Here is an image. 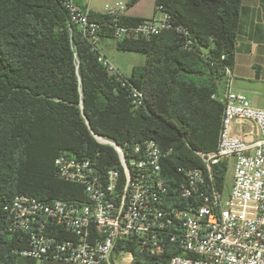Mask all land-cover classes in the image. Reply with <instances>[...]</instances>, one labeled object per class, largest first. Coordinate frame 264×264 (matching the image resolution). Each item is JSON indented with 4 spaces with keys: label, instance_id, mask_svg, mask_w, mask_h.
Listing matches in <instances>:
<instances>
[{
    "label": "trees",
    "instance_id": "16d2710c",
    "mask_svg": "<svg viewBox=\"0 0 264 264\" xmlns=\"http://www.w3.org/2000/svg\"><path fill=\"white\" fill-rule=\"evenodd\" d=\"M155 5L173 26L188 31L193 46L183 49L173 29L122 40L119 48L146 57L136 83L125 77L143 92V105L136 107L129 89L98 62L100 51L69 24L63 0H0V202L17 195L84 202L82 186L56 177L54 160L66 153L117 167L114 149L93 135L126 151L137 141L155 142L168 153L161 171L172 197L180 182L177 167H202L195 153L214 151L222 128L223 104L213 95L233 66L241 0H155ZM89 18L104 26L101 37L110 36L109 16ZM227 167L224 161L215 169L219 188ZM52 234L74 239L59 228ZM26 246V235L10 233L0 211V264H35L20 255ZM126 251L134 264H168L170 258Z\"/></svg>",
    "mask_w": 264,
    "mask_h": 264
},
{
    "label": "built area",
    "instance_id": "2783aa9c",
    "mask_svg": "<svg viewBox=\"0 0 264 264\" xmlns=\"http://www.w3.org/2000/svg\"><path fill=\"white\" fill-rule=\"evenodd\" d=\"M133 0L117 1L104 7L111 19L110 35L150 39L175 30L183 49L193 41L183 26H173L168 14L160 18L123 24L122 15ZM70 25H76L92 50L98 45L104 26L92 21L88 7L63 0ZM98 62L109 75L129 89L132 104L143 105V92L130 84L101 53ZM222 128L217 147L196 152L201 168L177 167L180 182L176 196L169 194L162 176L164 153L151 140L133 143L129 151L115 142H98L114 149L118 166L108 168L91 159L80 160L63 153L55 158L56 177L83 187L84 202H43L17 195L0 202L10 233L23 232L27 246L20 255L38 264L44 260L68 264H111L113 254L136 253L152 257L170 255L168 264H264V110L251 105L242 94L230 90V68L225 70ZM214 98V95H213ZM249 121L259 134L256 141L232 136L228 127L235 121ZM233 160L230 191L224 194L215 169ZM74 239L52 234L55 229Z\"/></svg>",
    "mask_w": 264,
    "mask_h": 264
},
{
    "label": "crops",
    "instance_id": "0c3cea01",
    "mask_svg": "<svg viewBox=\"0 0 264 264\" xmlns=\"http://www.w3.org/2000/svg\"><path fill=\"white\" fill-rule=\"evenodd\" d=\"M73 1L80 7H88L90 15H105V5L126 0ZM161 16V12L156 9L155 0H133L127 6L122 18L147 20L160 18ZM121 42L122 40L117 41L111 35L104 37L102 35L99 42V51L107 60L108 56L105 52L111 49L144 55L140 52L119 48ZM144 65L140 70L133 68L130 75L123 76L133 84L136 83L143 73ZM230 72V90L244 95L252 106L264 110V0H241L237 39L234 46V62ZM226 89V79L224 77L218 85V91L214 95V99L222 103ZM227 131L232 136L241 137L250 142L259 138L258 132L249 121L235 120L230 124ZM39 263L68 264L51 260H44Z\"/></svg>",
    "mask_w": 264,
    "mask_h": 264
},
{
    "label": "rangeland",
    "instance_id": "374dc122",
    "mask_svg": "<svg viewBox=\"0 0 264 264\" xmlns=\"http://www.w3.org/2000/svg\"><path fill=\"white\" fill-rule=\"evenodd\" d=\"M99 49V45H98ZM108 56V60L123 74L130 75L133 68L140 70L145 63V56L136 53H124L111 49L105 52ZM225 179H224V194L227 195L231 189L233 181L234 164L233 160L230 159ZM124 258V260H122ZM26 264V263H22ZM40 264V263H39ZM59 264V263H56ZM111 264H133L128 254L115 253L112 256Z\"/></svg>",
    "mask_w": 264,
    "mask_h": 264
},
{
    "label": "bare ground",
    "instance_id": "6f19581e",
    "mask_svg": "<svg viewBox=\"0 0 264 264\" xmlns=\"http://www.w3.org/2000/svg\"><path fill=\"white\" fill-rule=\"evenodd\" d=\"M99 139V140H98ZM97 140L99 141V142H105V140L103 139V138H99V137H97Z\"/></svg>",
    "mask_w": 264,
    "mask_h": 264
},
{
    "label": "water",
    "instance_id": "95a60500",
    "mask_svg": "<svg viewBox=\"0 0 264 264\" xmlns=\"http://www.w3.org/2000/svg\"><path fill=\"white\" fill-rule=\"evenodd\" d=\"M94 137H95V139L97 140V137H99V138H102V137H100V136H97V135H93Z\"/></svg>",
    "mask_w": 264,
    "mask_h": 264
}]
</instances>
